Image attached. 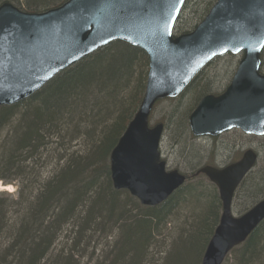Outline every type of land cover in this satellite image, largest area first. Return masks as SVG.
<instances>
[{"label": "trees", "instance_id": "trees-1", "mask_svg": "<svg viewBox=\"0 0 264 264\" xmlns=\"http://www.w3.org/2000/svg\"><path fill=\"white\" fill-rule=\"evenodd\" d=\"M6 1L39 12L65 0L0 4ZM148 68L143 50L115 41L30 97L0 106V183L19 184L16 198L0 192V264H80L78 256L93 264H201L222 211L207 177L198 169L186 174L185 184L155 207L142 206L112 184L110 154L140 107ZM200 82L196 78L186 91L203 96L209 84ZM191 110L176 122L180 139L188 135ZM237 195L252 202L239 214L262 199L264 170L250 172L234 200ZM172 223L173 235L167 232ZM230 254L224 264H264V222Z\"/></svg>", "mask_w": 264, "mask_h": 264}, {"label": "water", "instance_id": "water-1", "mask_svg": "<svg viewBox=\"0 0 264 264\" xmlns=\"http://www.w3.org/2000/svg\"><path fill=\"white\" fill-rule=\"evenodd\" d=\"M186 0H68L40 13L10 3L0 6V106L40 90L58 73L109 43L121 40L149 57L146 91L140 108L110 156L116 190H127L144 206H158L182 186L185 175L167 171L159 144L163 125L149 127L156 101L180 95L214 57L243 53L226 91L205 96L189 117L195 136H218L238 128L264 135V0H217L191 32L174 36ZM257 162L247 150L226 167L205 166L219 189L222 215L201 264H222L229 252L264 221V199L239 217L234 193Z\"/></svg>", "mask_w": 264, "mask_h": 264}, {"label": "rangeland", "instance_id": "rangeland-1", "mask_svg": "<svg viewBox=\"0 0 264 264\" xmlns=\"http://www.w3.org/2000/svg\"><path fill=\"white\" fill-rule=\"evenodd\" d=\"M212 1L213 0H188V5L184 8V11L180 16L177 28L184 24V27L187 28L186 30L190 29L199 21L200 17L205 12V9ZM239 59L240 56L224 55L214 59L209 66L204 69L200 84L204 85L208 83V89H210L205 92V94L216 93L222 86L225 87L227 85L231 70L236 67ZM198 92L199 91L193 92L189 90L177 99L159 101L152 111L150 117L151 126H154L157 123L165 124L164 136L161 142V151L163 159L167 162L168 169H177L182 173L188 174L203 165L223 167L232 163L237 158H240V155L244 151L252 149L259 157L257 169L264 170V136H246L238 131H230L216 138H193L188 131V135H182L181 139L178 137L180 135L176 131V122L177 120H180L181 114L184 111L188 112L193 108L196 103L195 99L201 96L197 97ZM181 110L183 111L181 112ZM51 167L47 168V171H43L42 177L47 176L52 171ZM16 184H9L6 187L3 186V188H0V191H4L8 194L13 193L11 195L17 197L16 190L18 189L19 184ZM251 204L252 202L247 200V198L237 195L233 203L234 215H239V210ZM179 221L180 219L177 218L175 221L176 224L179 223ZM173 226V223L170 224L167 232L172 234L174 231ZM174 234L176 237L178 236L177 233ZM62 237L63 238L57 243L58 248L55 247L57 251L64 247L67 236L64 234ZM102 248L103 247H100V249ZM75 257L77 258L76 255ZM192 257L193 255H191L190 251V258ZM232 257L233 254H230L226 261L230 262ZM77 260L80 264L94 263V261L88 262V258L80 256H78Z\"/></svg>", "mask_w": 264, "mask_h": 264}, {"label": "flooded vegetation", "instance_id": "flooded-vegetation-1", "mask_svg": "<svg viewBox=\"0 0 264 264\" xmlns=\"http://www.w3.org/2000/svg\"><path fill=\"white\" fill-rule=\"evenodd\" d=\"M236 71V67H234L232 70H231V74H230V76H229V80H228V82H227V85L225 86V87H221L219 90H217V94H219V93H222L223 91H225V89H226V87L229 85V83H230V81H231V79H232V76H233V74H234V72ZM203 74H204V70L202 71V72H200V74L197 76V78L198 79H200L201 78V76H203ZM184 94V93H183Z\"/></svg>", "mask_w": 264, "mask_h": 264}, {"label": "bare ground", "instance_id": "bare-ground-1", "mask_svg": "<svg viewBox=\"0 0 264 264\" xmlns=\"http://www.w3.org/2000/svg\"><path fill=\"white\" fill-rule=\"evenodd\" d=\"M9 185V184H8ZM3 186L4 187H6L7 185H4V184H2V183H0V188H3ZM0 192H4V191H0ZM6 193V192H5ZM8 194V193H7Z\"/></svg>", "mask_w": 264, "mask_h": 264}]
</instances>
